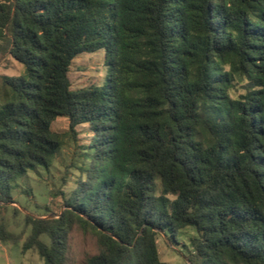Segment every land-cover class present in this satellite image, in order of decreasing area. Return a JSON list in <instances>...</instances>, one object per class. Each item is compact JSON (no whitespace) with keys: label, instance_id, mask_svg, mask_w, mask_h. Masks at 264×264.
Listing matches in <instances>:
<instances>
[{"label":"trees","instance_id":"obj_1","mask_svg":"<svg viewBox=\"0 0 264 264\" xmlns=\"http://www.w3.org/2000/svg\"><path fill=\"white\" fill-rule=\"evenodd\" d=\"M99 49L106 81L71 89ZM0 53L23 65L0 74L1 201L91 131L60 215L26 214L24 250L66 264L77 223L98 238L87 264H167L157 235L192 227L191 264H264V0H0Z\"/></svg>","mask_w":264,"mask_h":264},{"label":"rangeland","instance_id":"obj_2","mask_svg":"<svg viewBox=\"0 0 264 264\" xmlns=\"http://www.w3.org/2000/svg\"><path fill=\"white\" fill-rule=\"evenodd\" d=\"M23 65L10 54L0 53V74L19 75ZM68 77L71 89L89 85H101L106 81L104 66V50L83 52L71 62ZM251 82L248 80L234 81L231 95L238 97L245 93ZM54 131L64 132L68 128V120L61 116L53 123ZM91 131L88 124L77 126L75 141L67 140L57 151L49 168L38 167L25 176L13 181L10 198L0 200V226L14 235H21L18 242L0 239V264H44L35 248L24 250V242L30 233L25 223L26 214L34 217H58L64 208L62 198L54 192L59 189L69 193L74 187L77 169L74 165L84 160L82 147L88 143ZM165 235H157V246L161 260L167 264H190L187 253L191 250L190 239L195 235L192 227L179 232L177 238H170L169 231ZM99 251L98 238L91 230L85 231L74 223L68 236L66 264H87L88 257Z\"/></svg>","mask_w":264,"mask_h":264},{"label":"water","instance_id":"obj_3","mask_svg":"<svg viewBox=\"0 0 264 264\" xmlns=\"http://www.w3.org/2000/svg\"><path fill=\"white\" fill-rule=\"evenodd\" d=\"M187 257V256H186ZM187 260H188V258H187ZM188 262L191 264V262L188 260Z\"/></svg>","mask_w":264,"mask_h":264}]
</instances>
